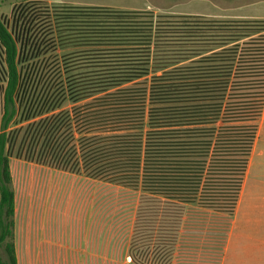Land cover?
<instances>
[{"label": "trees", "instance_id": "obj_1", "mask_svg": "<svg viewBox=\"0 0 264 264\" xmlns=\"http://www.w3.org/2000/svg\"><path fill=\"white\" fill-rule=\"evenodd\" d=\"M263 114L264 20L0 13V264H19L13 158L139 192L129 264L152 242L159 263L191 208L234 215Z\"/></svg>", "mask_w": 264, "mask_h": 264}, {"label": "rangeland", "instance_id": "obj_2", "mask_svg": "<svg viewBox=\"0 0 264 264\" xmlns=\"http://www.w3.org/2000/svg\"><path fill=\"white\" fill-rule=\"evenodd\" d=\"M31 1H45L51 6L110 7L214 20H264V0H0V13L10 19L15 8ZM64 108L67 109V105ZM12 171L13 190L19 201L15 221L17 219L22 228L25 227V230H18L24 241L18 249L20 264L130 263L128 249L139 192L15 158L12 159ZM262 187L264 114L245 179V197L249 199ZM188 211L173 258L164 252L158 263L155 249L160 248L152 242L145 248L150 249L148 264H212L218 260L222 236L210 232L208 226L212 220L207 214L199 215L194 208ZM198 219H201L200 225H194L193 221ZM69 234L70 243L67 242ZM154 241L157 242V238ZM250 242V248L244 246L235 251L229 260L254 261V239Z\"/></svg>", "mask_w": 264, "mask_h": 264}, {"label": "crops", "instance_id": "obj_3", "mask_svg": "<svg viewBox=\"0 0 264 264\" xmlns=\"http://www.w3.org/2000/svg\"><path fill=\"white\" fill-rule=\"evenodd\" d=\"M18 207L19 201L16 195L15 217L17 216ZM206 214L208 218L212 220L209 221L208 226V228L210 227V232H212L214 236L216 235L220 238L222 236V243L220 246V249L222 250L220 252L218 260H216L212 264H264V187H262L260 191H256L254 196L249 197V199L248 197H245V188L243 187L238 206L234 215L231 217L215 214L212 212H208ZM211 222H213L212 225ZM200 223L201 219L193 221L194 225H200ZM20 224L16 219L14 235H17H15L16 241L14 242L15 248L17 249L19 264L20 261L18 249H21L22 242L24 244V241H22V235L19 232L25 230V227L22 228L23 225ZM184 229L185 226L183 225L181 232L184 231ZM18 230L20 231L18 232ZM252 238L254 239L255 243L254 261L229 260L232 253H234L235 251H238L239 249H244V246H249L250 248V244L252 243L250 241L253 240ZM238 241L239 245L237 244ZM67 242L70 243V234L67 237ZM67 249H69L68 245Z\"/></svg>", "mask_w": 264, "mask_h": 264}]
</instances>
